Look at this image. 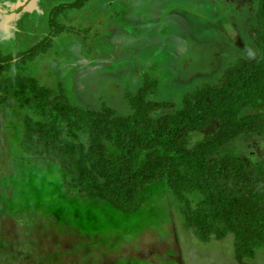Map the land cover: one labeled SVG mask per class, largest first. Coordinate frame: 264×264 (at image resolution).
<instances>
[{
    "label": "rangeland",
    "instance_id": "374dc122",
    "mask_svg": "<svg viewBox=\"0 0 264 264\" xmlns=\"http://www.w3.org/2000/svg\"><path fill=\"white\" fill-rule=\"evenodd\" d=\"M72 1L0 0V51L15 54L33 45L46 35L52 9ZM257 2L88 0L58 15L55 22L65 29L50 48L10 73L49 88L60 85L75 106L104 103L121 115L132 111L126 94L148 76L158 81L151 99L178 104L186 91L213 82L227 64L255 49L248 28L256 21ZM257 111L264 108L242 114ZM26 118L43 120L16 101L0 108V264H264V246L238 261L232 234L196 238L186 205L187 199L197 206L196 192L179 198L164 182H153L141 191L137 208L125 214L106 200L72 191L59 162L21 152ZM217 126L210 122L190 133L187 147L206 140ZM68 137L87 144L83 132ZM158 150L143 151L140 161ZM210 157L260 167L264 134H240Z\"/></svg>",
    "mask_w": 264,
    "mask_h": 264
},
{
    "label": "trees",
    "instance_id": "16d2710c",
    "mask_svg": "<svg viewBox=\"0 0 264 264\" xmlns=\"http://www.w3.org/2000/svg\"><path fill=\"white\" fill-rule=\"evenodd\" d=\"M87 1L53 8L46 35L30 47L15 54L0 51V108L16 101L43 118L24 120L21 152L42 162H59L68 188L106 200L125 214L137 208L141 191L153 182H164L179 198L196 192V207L186 199L196 238L232 234L238 261L252 258L264 246V162L253 167L234 157L210 155L240 134H264V111L242 114L245 108H264V0H258L256 21L248 28L255 46L251 53L227 64L213 82L186 91L178 104L151 99L158 81L144 77L135 92L126 94L132 110L126 115L104 103L75 106L60 85L49 88L34 77L10 73L50 48L65 29L55 22L58 15ZM210 122L218 125L215 133L187 147L189 134ZM73 131L85 133L87 144L70 139ZM108 146L114 150L111 155ZM152 148L159 153L140 161L141 153Z\"/></svg>",
    "mask_w": 264,
    "mask_h": 264
},
{
    "label": "crops",
    "instance_id": "0c3cea01",
    "mask_svg": "<svg viewBox=\"0 0 264 264\" xmlns=\"http://www.w3.org/2000/svg\"><path fill=\"white\" fill-rule=\"evenodd\" d=\"M88 2V1H87Z\"/></svg>",
    "mask_w": 264,
    "mask_h": 264
}]
</instances>
